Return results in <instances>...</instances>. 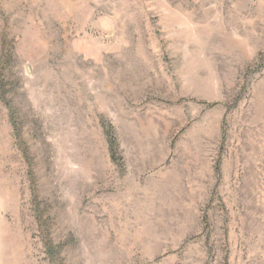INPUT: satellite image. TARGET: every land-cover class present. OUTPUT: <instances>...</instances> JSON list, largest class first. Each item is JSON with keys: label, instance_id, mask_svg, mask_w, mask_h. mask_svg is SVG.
I'll return each instance as SVG.
<instances>
[{"label": "rangeland", "instance_id": "374dc122", "mask_svg": "<svg viewBox=\"0 0 264 264\" xmlns=\"http://www.w3.org/2000/svg\"><path fill=\"white\" fill-rule=\"evenodd\" d=\"M0 264H264V0H0Z\"/></svg>", "mask_w": 264, "mask_h": 264}]
</instances>
